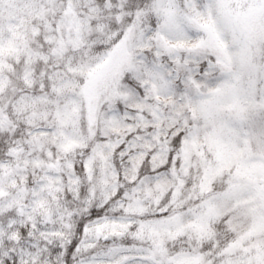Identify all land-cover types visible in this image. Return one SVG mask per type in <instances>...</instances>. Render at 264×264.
<instances>
[{
	"label": "snow or ice",
	"instance_id": "1",
	"mask_svg": "<svg viewBox=\"0 0 264 264\" xmlns=\"http://www.w3.org/2000/svg\"><path fill=\"white\" fill-rule=\"evenodd\" d=\"M0 264H264V0H0Z\"/></svg>",
	"mask_w": 264,
	"mask_h": 264
}]
</instances>
